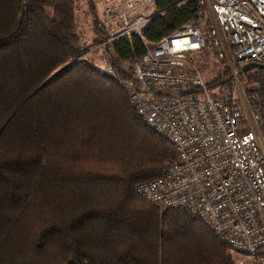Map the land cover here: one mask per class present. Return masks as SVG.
I'll list each match as a JSON object with an SVG mask.
<instances>
[{"label":"trees","instance_id":"16d2710c","mask_svg":"<svg viewBox=\"0 0 264 264\" xmlns=\"http://www.w3.org/2000/svg\"><path fill=\"white\" fill-rule=\"evenodd\" d=\"M155 3L148 39L200 24L198 0ZM75 4L0 0V264H235L190 210L137 192L175 155L119 81L136 82L125 63L145 46L139 35L106 43L114 74L104 71L75 30ZM87 4L100 45L107 26ZM223 67L210 86L231 85ZM236 69L246 93L264 90V68Z\"/></svg>","mask_w":264,"mask_h":264},{"label":"built area","instance_id":"2783aa9c","mask_svg":"<svg viewBox=\"0 0 264 264\" xmlns=\"http://www.w3.org/2000/svg\"><path fill=\"white\" fill-rule=\"evenodd\" d=\"M155 1L97 0L109 35L88 51L132 35L145 46L131 65L136 82L119 81L175 155L136 190L154 205L190 210L230 246L235 264H264V90L244 98L236 69L264 63V0H198L199 26L187 21L152 40L146 29L162 12ZM209 50L227 60L231 85L210 90L188 56ZM103 70L114 74L110 63Z\"/></svg>","mask_w":264,"mask_h":264},{"label":"rangeland","instance_id":"374dc122","mask_svg":"<svg viewBox=\"0 0 264 264\" xmlns=\"http://www.w3.org/2000/svg\"><path fill=\"white\" fill-rule=\"evenodd\" d=\"M75 11H76V16H75V23H76V32L78 35H80L82 39V43L88 47L89 49L93 47V41L95 37V33L93 31V23L92 21V13L89 10L88 7V0H75ZM98 4V2H97ZM97 10L99 11V14L101 15V10L99 6L97 5ZM101 17V16H100ZM204 23L202 22L201 25ZM103 49V48H102ZM101 48H96L95 50L88 52L86 51L87 57L89 56L91 60H93L97 65H99V68L104 69V67L109 64L106 59H104L103 56V50ZM190 60L194 61L197 65H199L200 68H202L203 71V78L208 81L213 80L214 77L220 76L221 74L224 73L225 68L224 66H228L226 64L227 60L224 59H219L217 55H215L213 52L210 50L207 52H192L188 54ZM223 61V64L221 63ZM131 62H126L125 66L131 71ZM229 67V66H228ZM230 68V67H229ZM231 69V68H230ZM132 72V71H131ZM232 73V70H231ZM232 83V82H231ZM242 81L240 79V91L239 93L242 94V96L245 98L249 94L244 91V88L242 86ZM210 90H214L212 86L210 87ZM236 91V90H235ZM237 93V95L239 94ZM240 96V94L238 95ZM232 253V252H231ZM233 254V253H232Z\"/></svg>","mask_w":264,"mask_h":264},{"label":"water","instance_id":"95a60500","mask_svg":"<svg viewBox=\"0 0 264 264\" xmlns=\"http://www.w3.org/2000/svg\"><path fill=\"white\" fill-rule=\"evenodd\" d=\"M241 69L244 70V71H247L250 69H253V68H264V63H261V62H255V61H252V62H247V63H244L243 65H241ZM40 87V86H39ZM194 88L190 87L189 89H181L179 90V93L181 94H189L190 91H193Z\"/></svg>","mask_w":264,"mask_h":264}]
</instances>
